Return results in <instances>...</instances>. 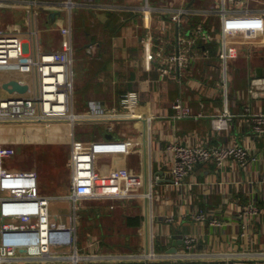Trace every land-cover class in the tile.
<instances>
[{"label": "crops", "instance_id": "crops-1", "mask_svg": "<svg viewBox=\"0 0 264 264\" xmlns=\"http://www.w3.org/2000/svg\"><path fill=\"white\" fill-rule=\"evenodd\" d=\"M36 1L45 5L34 8L38 38L44 49H58L62 39L60 30L71 23L77 70L74 111H87L89 101L110 109L117 106L121 94L135 91L150 116L143 120L90 121L101 130L100 137L131 142L128 154L99 157L97 165L109 164L142 174L146 181L151 180V190L155 186L156 192L151 200L135 198L119 201L114 206L109 200L86 201L79 210L73 233L77 251L99 264H145L144 258L151 246L156 256L148 264H264V256L252 253L264 248V164L249 162L246 168L227 164L222 170L213 162L198 164L179 191L171 185L166 165L172 160L166 145L174 141L214 147L236 142L264 157V137L253 136L247 120L239 115L244 113L245 106L253 113H264V30L227 39L229 44L238 46L242 56L227 62V75L230 77L232 68L236 81L233 85L228 78L225 98L215 86L222 69L217 40L197 41L194 49L199 54L207 51V56L195 60L177 79L160 77L150 62L152 46L146 43L154 40L156 44L164 42L166 49L175 48L178 37L200 22L217 33L220 19L215 13L187 15L181 22L172 20V15L179 8L196 11L216 7L220 0H72L70 12L64 5L66 0ZM145 4L150 11L146 20ZM245 4L242 2L238 8ZM27 5V0H0V28L17 32L25 40V46L29 28ZM246 5L256 10L264 6V0H250ZM9 79L21 80L24 76L0 72V83ZM178 98L198 115L171 118L172 103ZM226 107L236 116L228 121V128L217 130L212 119ZM68 172L67 192L69 168ZM251 201L262 213L251 226L250 242L240 236L241 227L235 214L241 204ZM69 210L66 201L51 206L52 214L65 227L71 223ZM198 210L213 211L221 225L194 222L191 214ZM167 216L173 217L171 223L166 222ZM135 218H138L137 224L128 223ZM186 234L196 238L193 257L181 256L182 238ZM60 237L64 239L67 235H56L54 239ZM70 253L66 245L52 247L51 256L43 259L18 253L10 264H66L60 256ZM130 256L136 257L135 260L130 261Z\"/></svg>", "mask_w": 264, "mask_h": 264}, {"label": "built area", "instance_id": "built-area-1", "mask_svg": "<svg viewBox=\"0 0 264 264\" xmlns=\"http://www.w3.org/2000/svg\"><path fill=\"white\" fill-rule=\"evenodd\" d=\"M213 1V0H212ZM211 1V2H212ZM250 0H220L219 6L201 8L191 11L179 8L172 15V20L181 22L187 15H207L215 13L220 19L216 33L214 28H208L202 22L182 36L178 37L177 46L166 49L164 42L156 44L148 40L150 62L163 79H177L185 74L195 60L207 56V51L199 54L194 46L197 41L208 43L219 42L218 59L222 66L221 78L215 83L223 96L227 97L228 75L227 62L239 54L238 46L229 44L227 39L239 35H251L264 30V6L252 10L247 7ZM230 3V6L227 3ZM245 6L238 8L241 3ZM25 9L28 25L27 46L17 32L0 28V72L21 74L24 79H15L28 85L25 93H9V97H0V126L6 123H49L68 121L70 155L68 168L70 171L69 191L63 195H47L40 191L37 173L33 170L8 169L4 160L14 155L11 146L0 142V264H10L18 253L26 257L45 258L51 256L52 247L68 246L70 254L60 256L66 264H99L90 260L89 255L79 253L74 244L73 233L79 210L86 201H111L112 206L119 201H130L135 198L151 200L152 184L148 187L142 174H129L124 168L103 169L98 167L99 157L126 155L130 151L131 142L127 139L101 137L91 141L81 140L74 134V126L79 121H99L107 119L133 118L149 119L147 109L140 102L139 94L129 91L121 94L116 107L106 109L96 101H89L87 111H74V42L71 23L61 28L62 39L58 49L46 50L38 38V26L34 12L36 6H45L36 0H27ZM69 10L73 7L72 0L65 1ZM143 17L149 18V6L145 4ZM147 45V44H146ZM26 78V79H25ZM0 88L1 83H0ZM5 91V90H4ZM173 119L196 117L191 106L180 98L172 103ZM200 115V114H199ZM235 115V114H234ZM227 107L213 119V127L217 130L228 128L232 116ZM244 116L250 127L251 134L256 138L264 137V113H253L245 106ZM236 116V115H235ZM109 130L111 127L109 126ZM103 144V145H102ZM172 160L166 163L171 179V185L177 191L183 188L187 176L198 165L213 162L217 169H223L227 164L246 168L249 162H261L264 157L256 155L248 147L236 142L221 146L186 145L176 141L166 145ZM149 169V167L147 168ZM158 177H156L157 179ZM264 190V176L262 178ZM150 192V194H146ZM264 197V191L262 193ZM66 201L69 204L70 226L65 227L52 214L51 206L55 202ZM262 213V209L253 201L241 204L235 214L240 236L251 242V226ZM213 211H194L191 219L196 223L209 222L212 226H220ZM172 216L166 217L171 223ZM67 234L64 239L55 240L56 235ZM21 236H30L31 242H23ZM183 257H193L196 238L184 235ZM264 256V248L252 252ZM144 258L145 264L155 258L151 246ZM131 257V256H130ZM136 258V257H135ZM131 257L129 260L133 261ZM68 260V261H66ZM15 261V260H14ZM143 262V263H144ZM242 263V262H237ZM248 263V262H247ZM140 264V263H139Z\"/></svg>", "mask_w": 264, "mask_h": 264}, {"label": "rangeland", "instance_id": "rangeland-1", "mask_svg": "<svg viewBox=\"0 0 264 264\" xmlns=\"http://www.w3.org/2000/svg\"><path fill=\"white\" fill-rule=\"evenodd\" d=\"M55 49V48H54ZM75 55V51H74ZM242 54H238L237 60ZM235 59V60H236ZM236 60V61H237ZM236 64H239L236 62ZM74 72L77 74L74 58ZM230 82L235 85V73L230 68ZM76 81V79H75ZM75 85V83H74ZM237 85V84H236ZM237 88V86H234ZM11 94L0 88V97H9ZM71 128L68 121L49 123H6L0 126V142L14 149V155L4 160V167L33 170L37 173L40 190L47 195L67 193L69 172V133ZM74 134L83 140L99 139L101 130L90 121H79L74 126ZM125 133V132H123ZM101 138V137H100ZM103 169L117 168L109 164L98 163ZM129 174L132 172L127 171ZM156 187L153 186L152 196H155ZM63 195V194H62Z\"/></svg>", "mask_w": 264, "mask_h": 264}, {"label": "water", "instance_id": "water-1", "mask_svg": "<svg viewBox=\"0 0 264 264\" xmlns=\"http://www.w3.org/2000/svg\"><path fill=\"white\" fill-rule=\"evenodd\" d=\"M51 16H54V14H50ZM1 87L3 90H5L8 93L17 92L19 94H23L27 91L28 85L24 83H20L18 80L15 79H9L1 83ZM106 138H110L107 136ZM236 264H249L247 262L242 263H236Z\"/></svg>", "mask_w": 264, "mask_h": 264}, {"label": "bare ground", "instance_id": "bare-ground-1", "mask_svg": "<svg viewBox=\"0 0 264 264\" xmlns=\"http://www.w3.org/2000/svg\"><path fill=\"white\" fill-rule=\"evenodd\" d=\"M145 184L147 185V187H148V191H149V181H146ZM60 235H61V234H60ZM62 235H64V234H62ZM62 235H61V236H62ZM65 235H67V234H65ZM22 237H24V236H21L20 239H22L23 242H31V239H32V238H31L30 236H25V237H27V238H22ZM60 238H61V237H60ZM60 238H59V239H60ZM59 239H57V240H59ZM62 239H63V238H62Z\"/></svg>", "mask_w": 264, "mask_h": 264}, {"label": "trees", "instance_id": "trees-1", "mask_svg": "<svg viewBox=\"0 0 264 264\" xmlns=\"http://www.w3.org/2000/svg\"><path fill=\"white\" fill-rule=\"evenodd\" d=\"M210 47H211V52L215 51L214 50L215 46L213 44ZM137 220H138V218H135V219H132V220H128V223H130V224H137L138 223Z\"/></svg>", "mask_w": 264, "mask_h": 264}]
</instances>
